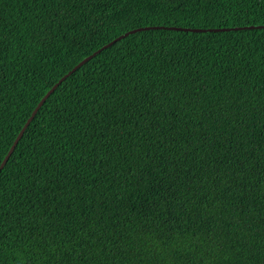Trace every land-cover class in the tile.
Segmentation results:
<instances>
[{
  "label": "snow or ice",
  "instance_id": "1",
  "mask_svg": "<svg viewBox=\"0 0 264 264\" xmlns=\"http://www.w3.org/2000/svg\"><path fill=\"white\" fill-rule=\"evenodd\" d=\"M124 2L64 0L63 11L67 19L73 13L83 11L79 7L81 4L85 7L91 4L90 11H103L114 7L116 3L124 6ZM130 3L141 10H158L155 9L156 5H171L173 9H181L194 4L206 11L214 5L223 7L227 4L239 11L246 5L243 21L237 17L234 23L226 22L223 27L232 30L229 35L233 38L241 34V48L249 56L259 46L258 66L264 69V0H130ZM257 10L259 26L253 27L257 21ZM149 14L150 11H144V15ZM135 26L139 29L150 28L139 15L135 17ZM196 26L222 27L215 18H205L204 23L197 21ZM250 31L254 36H249ZM158 39L149 37L151 50L141 47L139 52H130L129 59L135 57L139 60L136 65L139 71L134 75L140 76V79L132 84L126 96L121 93L123 99L118 111L108 97L121 92V89L109 87L107 81L99 85L104 91L95 97L96 107L92 109L95 113L93 134L99 139L91 146L87 141L79 142V138L72 135V126L82 116V112L69 100V106L76 115L68 112L67 117L57 123L52 132L58 144L67 145L69 151L64 155L71 158V163L60 164L58 161L56 171L49 170L43 159L47 149L41 147L40 154L32 162L35 168L28 175L19 171L16 178L18 194L26 198L20 201V207L7 198L3 187L6 178L3 169L0 170V222L5 219L6 213L17 220L21 217L28 220L26 225L21 224L15 229L16 235L12 238L13 251L24 258L23 264H32L34 258L55 262L58 253H62L60 259L63 264H113L114 260H123L125 256L134 254L133 241L155 237L160 245L167 248L176 235L175 224L178 219L185 223L191 220L204 240L209 242L216 260L228 252L234 257V264H264V113L259 116V145H249L235 137L211 141L205 137L204 142L208 147L197 159L194 154L196 149L190 148L189 141L195 138L196 133L203 136L214 121H227L233 114L232 101L235 98L228 94L223 102L213 101L217 103L216 108L209 107L207 101L212 89L200 87L201 72L199 68L194 72L192 67L195 61L188 63L186 75L177 76L173 69L178 71L177 66L184 65L185 61L180 57L172 63L171 55L159 60L157 71L165 82L175 77V87L167 92L161 88L152 95L140 92L138 85L147 91L149 85H145V81H151L150 72L146 76L141 75L148 62L157 56H164L168 51L167 47L164 52L158 51ZM3 41L4 36L0 33V52L7 51L8 46ZM160 43L168 44L167 40ZM252 59L255 60V56ZM211 60L210 64L208 59H202L201 62L216 73L217 90L224 89L225 82H232L236 76L232 70L234 67H238L240 62L248 63L242 52H230L227 49L223 55L217 49ZM3 83L4 74L0 72V88ZM112 83L115 84V81ZM92 86L97 87L96 84ZM109 112L116 117L111 124L106 125L103 120L96 122L101 113ZM247 131L244 128V132ZM99 133H103V136L100 137ZM110 139L122 142L121 147H126L127 142L131 141L142 154L146 165L140 169L137 182L129 193L131 200L127 204L124 203L127 199L124 193L128 192V188L116 179L119 161L112 163L120 156V152L112 146ZM247 140L251 141L252 137H247ZM177 144H181L184 151L177 153ZM97 156L103 164L95 163ZM157 160L167 163L154 166ZM128 172L135 175L131 166ZM105 182H114L121 189L118 196L121 204L115 211H110L115 203L113 200L106 196L101 199L103 193L97 196L89 191L90 188H103ZM210 193H219L217 201L238 208L240 211L235 214V218L223 209H217L215 202L209 199ZM10 204L11 208L8 207ZM29 209L31 216H28ZM255 221L260 225L259 245H256L253 235L256 232L252 226ZM8 233V228L0 231V253L7 247ZM139 251L137 248L136 252Z\"/></svg>",
  "mask_w": 264,
  "mask_h": 264
},
{
  "label": "trees",
  "instance_id": "2",
  "mask_svg": "<svg viewBox=\"0 0 264 264\" xmlns=\"http://www.w3.org/2000/svg\"><path fill=\"white\" fill-rule=\"evenodd\" d=\"M63 7L64 0H0V33L4 36L3 43L8 46L6 52H0V72L4 74L3 87L0 88V166L21 130L31 119L3 168L6 178L3 187L7 192V198L17 207H20V201L26 198L18 194L16 178L19 176V171L28 175L32 168H35L36 165L32 162L37 159L41 147L47 149L43 159L49 170L55 172L56 167H59L58 161L60 164L71 163V158L64 155L69 151L67 145L58 144L53 139L52 132L54 126L67 117L68 112L76 115L73 108L69 106V100H72L76 108L82 112V116L72 126V135L78 137L79 142L87 141L91 146L99 139L93 134L92 123L95 118V113L92 111L96 107L95 97L104 91L99 85L107 81L109 87L121 89V92L108 97L118 111L123 99L121 93L126 96L132 84L140 79V76L134 75L139 71L136 67L139 60L135 57L129 59L130 52L132 50L139 52L141 47L151 50L149 37H159L156 48L164 52L167 47L168 51L164 56H157L155 60L148 62L147 68L141 75L146 76L150 72L151 81H145V85H149L147 91L138 85L140 92L152 95L153 92H159L161 88L167 92L175 87L173 82L175 77L165 82L161 73L157 71L159 60L171 55L172 63L180 57H183L185 61L184 65L177 66L178 71L173 69L177 76L186 75L188 63L195 61L192 67L194 72L196 68H199L201 72L200 87L212 89L207 101L209 107L216 108L217 103L213 101L223 102L228 94L235 98L232 101L233 114L227 121H214L203 136L196 133L195 138L189 141L190 148L196 149L194 154L197 159L208 147L204 142L205 137L209 141L235 137L238 141L249 145L261 143L259 116L264 113V69L258 66L259 46L257 45V50L252 53V56H255L253 60L252 56L241 48V34L238 33L233 38L229 35L232 30L223 27L226 22L234 23L237 17L243 21L246 5L239 11L235 6L229 7L227 4L223 7L214 5L206 11L203 7L197 8L194 4L181 9H173L171 5L165 7L156 5L155 9L158 10H141L128 0L124 2V6L116 3L114 7L103 11H90L91 4L87 7L81 4L79 7L83 11H77L67 19H65ZM144 11H150V14L144 15ZM248 11L251 10L248 9ZM258 11L257 21L253 26H259ZM137 15L150 27H177L203 31L151 29L131 33L105 48L91 61L74 71V68L85 58L126 34L129 29H139L135 26ZM205 18L209 20L215 18L222 27L196 26L197 21L204 23ZM210 29H229V31L206 32ZM249 36H254V33L250 31ZM163 40H167V46L160 43ZM217 49L220 50L221 55L225 49L230 52H242L248 60L247 64L240 62L238 67L232 69L236 72V76L232 78L231 83L225 82L222 90H217L216 73L201 62L202 59H208V63H212L211 57L216 55ZM189 52L192 55H188ZM236 59L240 58L236 57ZM64 77L66 78L63 79ZM113 81L115 84L112 83ZM57 84L55 91L43 101L47 93ZM93 84L97 87L94 88ZM203 106L202 102L201 107ZM66 108L68 111H65ZM120 115L123 116V113ZM114 119L116 117L112 116L111 112L101 113L96 122L103 120L106 125H109ZM244 128L248 130L246 133ZM90 136L92 139H89ZM99 136L102 137L103 133H99ZM249 136L252 137L251 141L247 140ZM110 143L120 152V155L124 153L123 158L119 156L112 163L116 164L117 160L119 161L116 179L128 188V192L124 193L127 198L124 203L127 204L131 200L129 193L137 182L140 169L145 168L146 165L142 154L135 149L131 141L127 142L126 147H121L122 142L114 139H110ZM176 151L177 153L184 151L181 144H177ZM256 155L258 156L259 153L257 152ZM95 163L103 164L104 162L97 156ZM166 163L167 161L157 160L154 166H163ZM129 166L132 167L135 175L129 174ZM125 177L127 184H125ZM89 191L97 196L103 193L101 199L106 196L113 200L115 203L110 211H115V208L121 204L118 199L121 189H118L114 182L111 184L105 182L103 188L98 190L90 188ZM218 195L219 193H210L209 199L215 202L217 209H223L226 214L235 218V214L240 210L227 205L226 202L217 201ZM220 200L222 201L223 197ZM24 206L27 207L26 204ZM8 207L11 208V204ZM116 214L120 215L119 212ZM31 215L29 209L28 216ZM27 223L28 220L23 217L17 220L11 214H5V219L0 222V231L8 228L9 238L6 241L7 247L0 253V264H23L24 258L13 251L12 238L16 235L15 229ZM252 226L256 229L253 234L255 243L259 245L261 243L259 222H253ZM175 228L176 235L167 248L160 245L155 237L133 241L134 254L125 256L123 260H114L113 264H234V257L228 252H225L220 260L213 257L209 242L204 240L191 220L185 223L178 219ZM137 248L140 249L139 252H136ZM61 255L62 253H58L55 262L34 258L32 264H63Z\"/></svg>",
  "mask_w": 264,
  "mask_h": 264
},
{
  "label": "water",
  "instance_id": "3",
  "mask_svg": "<svg viewBox=\"0 0 264 264\" xmlns=\"http://www.w3.org/2000/svg\"><path fill=\"white\" fill-rule=\"evenodd\" d=\"M151 29H168V30H177V31H185V32H202L203 30L201 29H185V28H177V27H150V28H147V29H135V30H132L131 33H135V32H138V31H143V30H151ZM226 31H229V29H210V30H207L206 32H226ZM130 32H127L126 34L124 35H121L120 37H118L117 39H115L114 41H112L110 44L104 46L102 49H100L99 51H97L94 55L84 59L78 66H76L74 68V71H76L77 69L81 68V66H83L86 62H88L89 60H91L94 56H96L97 54H99L102 50H104L105 48L113 45L114 43L122 40L123 38L127 37L129 34H131ZM66 77H64L63 79H65ZM58 84L55 85L46 95V97L43 99V101L46 100V98L52 94L55 89L57 88ZM42 101V102H43ZM37 112V111H36ZM35 112V113H36ZM34 113V114H35ZM33 118V117H32ZM31 122V119L28 120V122L26 123V125L24 126V128L21 130L20 134L18 135L15 143L13 144V146L11 147L8 155L6 156V158L3 160L1 166H0V170H2L6 164V162L8 161V159L10 158V156L12 155L15 147L17 146L20 138L23 136L26 128L28 127V125L30 124Z\"/></svg>",
  "mask_w": 264,
  "mask_h": 264
},
{
  "label": "clouds",
  "instance_id": "4",
  "mask_svg": "<svg viewBox=\"0 0 264 264\" xmlns=\"http://www.w3.org/2000/svg\"><path fill=\"white\" fill-rule=\"evenodd\" d=\"M253 27H258V26H253ZM98 51H99V50H98ZM95 53H96V52H95ZM95 53H94V54H95ZM94 54H93V55H94ZM97 55H99V54H97ZM97 55H96V56H97ZM91 56H92V55H91ZM96 56H94V57H96ZM89 57H90V56H89ZM94 57H93V58H94ZM87 58H88V57H87ZM93 58H92V59H93ZM85 59H86V58H85ZM92 59H91V60H92ZM91 60H89V61H91ZM86 63H87V62H86ZM120 156L123 158V157H124V153L121 154ZM113 161H115V159H114Z\"/></svg>",
  "mask_w": 264,
  "mask_h": 264
}]
</instances>
